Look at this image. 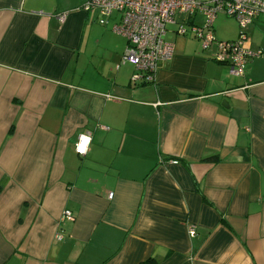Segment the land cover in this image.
<instances>
[{
    "label": "crops",
    "instance_id": "crops-1",
    "mask_svg": "<svg viewBox=\"0 0 264 264\" xmlns=\"http://www.w3.org/2000/svg\"><path fill=\"white\" fill-rule=\"evenodd\" d=\"M82 3L0 0V264H264V16L241 76L172 32L133 85Z\"/></svg>",
    "mask_w": 264,
    "mask_h": 264
},
{
    "label": "built area",
    "instance_id": "built-area-1",
    "mask_svg": "<svg viewBox=\"0 0 264 264\" xmlns=\"http://www.w3.org/2000/svg\"><path fill=\"white\" fill-rule=\"evenodd\" d=\"M81 8L94 11L96 21L103 26L113 13L117 14L116 22L110 27L126 40L121 62L134 66L130 78L133 85L153 82L159 63L171 57L173 44L165 40L167 24L175 25L171 32L191 36L201 42L203 49H212V58L227 64L230 75L241 76L248 59L259 55L249 48L248 27L256 18L264 16V0H83ZM218 14L235 20L238 27L235 40L215 38L213 21ZM65 17L66 13L59 15L61 21ZM82 136L91 140V133L78 134L74 149L80 156L88 150L87 146L84 154L77 151ZM67 220H73L70 210H64L59 219L60 222ZM189 233L194 235L192 227ZM54 238H63L60 229Z\"/></svg>",
    "mask_w": 264,
    "mask_h": 264
},
{
    "label": "rangeland",
    "instance_id": "rangeland-1",
    "mask_svg": "<svg viewBox=\"0 0 264 264\" xmlns=\"http://www.w3.org/2000/svg\"><path fill=\"white\" fill-rule=\"evenodd\" d=\"M116 13H113L112 15V18H111V22H116ZM219 16H221L222 14H218ZM217 15V16H218ZM216 16V17H217ZM224 16V15H223ZM230 18V17H229ZM232 20V19H231ZM218 21H215L214 24H213V29L216 31V34L218 35V40H222L223 38L221 36H219V34H221V30L218 28V24H217ZM98 25H100L99 23H97ZM102 26V25H100ZM103 27V26H102ZM166 29H167V33L165 35V40H173L175 38V36L173 35V33L171 32L172 30L175 29V25L174 24H167L166 25ZM179 38V37H178ZM222 38V39H221Z\"/></svg>",
    "mask_w": 264,
    "mask_h": 264
},
{
    "label": "clouds",
    "instance_id": "clouds-1",
    "mask_svg": "<svg viewBox=\"0 0 264 264\" xmlns=\"http://www.w3.org/2000/svg\"><path fill=\"white\" fill-rule=\"evenodd\" d=\"M90 142V138L87 136H82L81 142L77 145V151L80 152L81 154H84V152L87 149V146Z\"/></svg>",
    "mask_w": 264,
    "mask_h": 264
},
{
    "label": "trees",
    "instance_id": "trees-1",
    "mask_svg": "<svg viewBox=\"0 0 264 264\" xmlns=\"http://www.w3.org/2000/svg\"><path fill=\"white\" fill-rule=\"evenodd\" d=\"M103 26V25H102ZM106 26V25H105ZM235 40V39H234ZM225 41H227V40H225Z\"/></svg>",
    "mask_w": 264,
    "mask_h": 264
}]
</instances>
